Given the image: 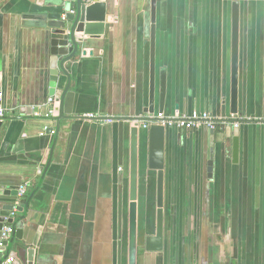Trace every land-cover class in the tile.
Listing matches in <instances>:
<instances>
[{"label":"crops","instance_id":"0c3cea01","mask_svg":"<svg viewBox=\"0 0 264 264\" xmlns=\"http://www.w3.org/2000/svg\"><path fill=\"white\" fill-rule=\"evenodd\" d=\"M104 1V35L65 64L68 76L58 65L55 117L68 82L74 99L50 136L40 135L51 125L49 55L22 14L52 0H0V185L28 184L14 218L24 224L9 251L21 264H264V0H156L154 116L237 120L239 151L234 162L228 125L211 137L203 126L166 125L163 243L151 251L145 238L156 230L157 171L148 167L141 123L150 0ZM16 196L4 203L15 206Z\"/></svg>","mask_w":264,"mask_h":264},{"label":"water","instance_id":"95a60500","mask_svg":"<svg viewBox=\"0 0 264 264\" xmlns=\"http://www.w3.org/2000/svg\"><path fill=\"white\" fill-rule=\"evenodd\" d=\"M75 2V6H71ZM156 0H150V53H149V96L148 105L144 110L148 114L147 120L151 121L148 133V167L157 171V214L155 234L145 238V248L149 251L160 250L163 243V181H164V145L166 126L162 124L166 118L154 116L155 104V18ZM23 24L38 30L37 40L45 53L49 55V95L55 96V86L59 74V64L62 72L68 76L65 64H70L77 56L86 53L85 46L88 39L104 35L106 27V2L97 0L90 5H85L83 0H52L42 5L32 4L22 14ZM233 37L231 54V112L237 114V67H238V3H233ZM61 58V59H60ZM60 60V62H59ZM68 82L59 97V121L64 114H71L74 94L69 91ZM237 121V120H236ZM234 122L230 120L229 123ZM239 123V121H237ZM2 119H0L1 127ZM209 130L210 137L214 135ZM232 136V158L236 162L239 151V127L226 128V135ZM17 195V189H9L0 185V234L3 226L13 225V232L8 239L0 237V264L8 257L13 258L10 264H21L15 254L9 251L10 243L14 237L20 238L24 222L15 221L9 214L13 205L4 203L3 197ZM23 212V207L16 208ZM31 260V249L27 251V262Z\"/></svg>","mask_w":264,"mask_h":264},{"label":"built area","instance_id":"2783aa9c","mask_svg":"<svg viewBox=\"0 0 264 264\" xmlns=\"http://www.w3.org/2000/svg\"><path fill=\"white\" fill-rule=\"evenodd\" d=\"M97 0H83V3L85 5H90L92 3H94ZM55 98L53 96H50L47 101L46 104L48 107L47 112L44 114V116L50 120L51 125L44 127V129L40 132V135H45L48 134L50 136H53L56 132V126H55V114H56V110H55ZM38 115V113H36ZM4 117V108L1 106L0 104V119H3ZM90 118H94L93 115H89ZM156 117H164L162 115H156ZM166 118V120L164 122H162V124L166 125H176V127L180 128V129H197L201 126L205 127L207 130H215L217 125H222L224 127H226L227 125H232L233 127L239 126V123L234 120V122L229 123L228 120H218L215 119L211 114L205 112L202 113L201 115H197V114H192L189 116H183V117H174V116H166L164 117ZM108 122L112 121L111 119H107ZM142 126L144 128H149L151 121L149 120H143L142 122ZM27 187L28 184L27 182H24L19 189L17 190V201H16V205H13V209L10 212L9 216L10 217H14L17 214V210L16 208L18 207L19 201L26 195L27 193ZM13 232V225L8 224L3 226V228L1 229V234L0 237L2 240L8 239V237L12 234ZM13 258L8 257L5 261H3L1 264H10L12 262Z\"/></svg>","mask_w":264,"mask_h":264},{"label":"trees","instance_id":"16d2710c","mask_svg":"<svg viewBox=\"0 0 264 264\" xmlns=\"http://www.w3.org/2000/svg\"><path fill=\"white\" fill-rule=\"evenodd\" d=\"M224 128H225V127L222 126V125H217V127H216V129H215L214 131H216V130H223ZM27 200H28V196L25 195V196L19 201L18 206H21V207L25 206V205L27 204Z\"/></svg>","mask_w":264,"mask_h":264}]
</instances>
